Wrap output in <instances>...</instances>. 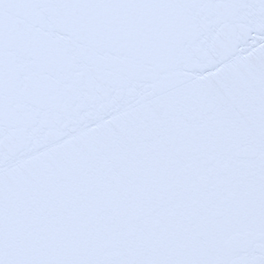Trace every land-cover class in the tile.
<instances>
[{"label": "snow or ice", "instance_id": "obj_1", "mask_svg": "<svg viewBox=\"0 0 264 264\" xmlns=\"http://www.w3.org/2000/svg\"><path fill=\"white\" fill-rule=\"evenodd\" d=\"M0 264H264V0H0Z\"/></svg>", "mask_w": 264, "mask_h": 264}]
</instances>
